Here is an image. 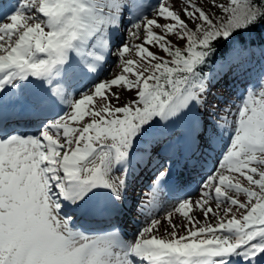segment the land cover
<instances>
[{"label":"snow or ice","instance_id":"1","mask_svg":"<svg viewBox=\"0 0 264 264\" xmlns=\"http://www.w3.org/2000/svg\"><path fill=\"white\" fill-rule=\"evenodd\" d=\"M6 19L0 264H264V65L234 120L209 119L214 82L249 71L264 0H22ZM111 56L119 71L100 81ZM218 143L197 195L160 217L178 158ZM137 168L154 175L130 208Z\"/></svg>","mask_w":264,"mask_h":264},{"label":"rangeland","instance_id":"2","mask_svg":"<svg viewBox=\"0 0 264 264\" xmlns=\"http://www.w3.org/2000/svg\"><path fill=\"white\" fill-rule=\"evenodd\" d=\"M16 11L19 9L20 3H22V0H16ZM151 3H155L156 0H150ZM171 2V0H170ZM203 3V0H201ZM14 14V13H13ZM151 13L149 12V15ZM10 22V21H9ZM126 35V34H125ZM257 61L258 65H264V58L258 56L256 60H254V63ZM117 61L115 56L109 57L107 62L103 65L105 67L104 70H102V73L100 74V81L104 80L105 78L110 77L113 72L119 71L117 67ZM261 68V66H260ZM225 79V83H223V80ZM256 81V83H253L252 85H249L246 87V84H241V89L234 88V87H225L226 84L230 83L232 84V81H228L225 78L220 79L219 81L214 82V86L211 88V97L213 98V107L216 109V116L215 117H209V119H216L218 117H224L227 116L229 121H232L235 119V115L237 113V110L242 105L243 99L247 97L248 91H256L259 92L261 90V83H260V76H256L251 81H247L249 83ZM99 82V81H98ZM237 84V83H235ZM225 85V86H224ZM221 95H226L225 99H220ZM130 97L128 94H125V99H129ZM220 109H230V111H220ZM232 130L229 129L227 132H225V139L228 141L229 137L232 135ZM182 168H186V165H181ZM195 194V193H194ZM196 195H193L195 197ZM171 207V206H170ZM164 214L163 208L158 212V215ZM201 223H205V220Z\"/></svg>","mask_w":264,"mask_h":264},{"label":"trees","instance_id":"3","mask_svg":"<svg viewBox=\"0 0 264 264\" xmlns=\"http://www.w3.org/2000/svg\"><path fill=\"white\" fill-rule=\"evenodd\" d=\"M263 30L264 27L261 28H257L255 30H253V32L249 35L246 36L245 40L247 44L252 43L254 40H258L260 38H262L263 36ZM219 55H223V53L219 54Z\"/></svg>","mask_w":264,"mask_h":264},{"label":"bare ground","instance_id":"4","mask_svg":"<svg viewBox=\"0 0 264 264\" xmlns=\"http://www.w3.org/2000/svg\"><path fill=\"white\" fill-rule=\"evenodd\" d=\"M178 160H179V158H178ZM176 166H177V165H176ZM132 178H133V177H132ZM187 182H188V183H191L192 181H191V180H190V181L187 180ZM189 192H190L189 190L186 191V193H188V194H189ZM144 195H145V194H144ZM196 195H197V194H196ZM138 196H140V199H141V200H144V199H145V196H143V195H141V194H139ZM213 206H214V205H213ZM135 212H136V211L134 210V213H135ZM134 213H132V214L134 215ZM197 215L199 216V213H197ZM137 216H139V217L141 218V223L144 224V222H145L144 217H143L142 215H140V214L137 215ZM159 216H160V217H163V214H162V215H159ZM134 217H135V216H134ZM175 219H177V221H178V220L180 219V217L177 216V217H175ZM200 219H201V222H202L204 218H203V217H200ZM137 220H138V219H136V221H137ZM130 224H131V223L128 222V223L126 224V226H127V225H130Z\"/></svg>","mask_w":264,"mask_h":264}]
</instances>
